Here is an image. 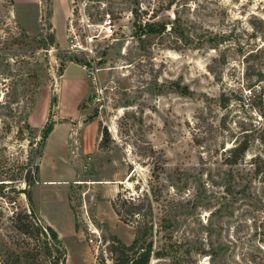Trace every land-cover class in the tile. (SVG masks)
<instances>
[{
	"label": "rangeland",
	"instance_id": "rangeland-1",
	"mask_svg": "<svg viewBox=\"0 0 264 264\" xmlns=\"http://www.w3.org/2000/svg\"><path fill=\"white\" fill-rule=\"evenodd\" d=\"M53 1L0 0V264H52L45 223L62 234L64 264H93L90 224L112 264L111 239L130 245L146 224L166 253L150 264H264V0H74L69 21ZM53 7L61 47L48 44ZM106 16L116 34L94 58L68 50L72 19L83 39ZM49 119L76 135L58 124L44 138ZM28 191L45 222L35 210L31 237L15 226L31 214ZM119 193L144 208L127 224Z\"/></svg>",
	"mask_w": 264,
	"mask_h": 264
},
{
	"label": "trees",
	"instance_id": "trees-1",
	"mask_svg": "<svg viewBox=\"0 0 264 264\" xmlns=\"http://www.w3.org/2000/svg\"><path fill=\"white\" fill-rule=\"evenodd\" d=\"M133 14L135 16L134 24H138L137 21L139 19V11L134 10ZM141 27V25L139 24ZM137 34V32H136ZM48 44L53 47L57 44L56 38L53 34L49 35V42ZM73 61V60H71ZM54 122L51 121V119L48 120V125L45 127L43 131V136L46 138L48 134L51 132L53 128ZM103 139V145L102 147L106 146L107 142L109 141L110 135L106 128L101 130ZM250 148L249 141L247 139L239 142L237 145L232 147L228 150L229 157L227 158V164L230 165H236L238 164L246 155ZM257 165L256 174H260L264 172V159L262 157H256L254 159ZM36 173L39 174V164L36 167ZM264 174V173H263ZM27 197L29 199L30 204L32 205V197L31 192H26ZM148 200V196L146 197ZM112 207L116 214L120 217V219L124 223H129V219L127 216L133 217V216H141L142 212L144 210L143 206L140 204H135L133 199H123L122 195L119 193L117 200H114L112 203ZM149 209L144 213L145 216L152 215V208L151 205L148 207ZM31 214L30 216L25 215H18L17 223L15 224L16 229L20 231V233H23L28 236H32L30 231V225L32 224L29 219L30 217L34 219L35 221L38 220L37 214L35 213V210L33 208V205L31 206ZM16 218V219H17ZM28 221V223H26ZM33 226V225H32ZM41 228V227H40ZM40 228L37 232L42 233L40 231ZM43 228L44 236L46 237V241H49L48 238H50V241L53 243L51 248H49V251H47L46 255L49 258H53L52 264H59L60 261L66 263L67 258V252L63 247L61 246V240L57 234V232L50 226H45ZM153 225L146 224L143 228L138 229L136 238L133 240V242L130 245L125 244L122 242L119 238L113 237L111 239V243L109 244V252L111 254V259H113V264H150L153 257L156 258H162L166 255V253L162 250H156L154 248V242L152 240V233H153ZM57 253L58 256L54 257L53 253ZM100 264H106L105 260H101Z\"/></svg>",
	"mask_w": 264,
	"mask_h": 264
},
{
	"label": "built area",
	"instance_id": "built-area-1",
	"mask_svg": "<svg viewBox=\"0 0 264 264\" xmlns=\"http://www.w3.org/2000/svg\"><path fill=\"white\" fill-rule=\"evenodd\" d=\"M82 10V9H81ZM82 17H84V14H82ZM82 21H86V27L90 28L91 25H89L88 20L82 19ZM68 50L70 52L74 53H83L86 55H91L92 58L95 57V44L96 41L102 39V38H112L116 34L115 29V23L114 20L110 16H106L102 19L101 23H99L96 27V33L90 34L86 32L83 39H81V35L79 34V30L77 26L74 24V20L72 19L70 21V26L68 29ZM83 68L87 71V77L91 84L95 86L96 88L100 85V68H98L95 64L91 63L86 64L83 66ZM89 232V238L87 239L89 241V244L92 246V250L95 253V261L93 264H100L101 259L99 258L100 252H103L104 254H107V249H102L104 246V239L101 235L100 231L97 228H93V225H89L88 227ZM109 244V243H108ZM109 245H107L108 248ZM100 259L99 261H97ZM106 264H112L108 260H105Z\"/></svg>",
	"mask_w": 264,
	"mask_h": 264
},
{
	"label": "crops",
	"instance_id": "crops-1",
	"mask_svg": "<svg viewBox=\"0 0 264 264\" xmlns=\"http://www.w3.org/2000/svg\"><path fill=\"white\" fill-rule=\"evenodd\" d=\"M66 1V7H68V9H67V20L69 21V18L71 17V15H72V5H73V2H74V0H65ZM13 2H14V0H13ZM48 2H49V4H50V2H52V5H54V1L53 0H48ZM69 5H70V8H69ZM52 7V6H51ZM54 7H55V5H54ZM54 7H53V9H51L52 11V13L50 12V14H52L51 16V20L53 21L52 22V29L54 30V33H55V36L58 34L57 33V25L55 24V19H54V16H55V10H54ZM49 10H50V7H49ZM54 19V20H53ZM56 42H57V44H56V46L58 45V46H62V44H61V42H60V37H59V34L57 35V37H56ZM66 70V69H65ZM64 70V71H65ZM54 122V128H56V127H59V125L58 124H60L59 123V121H57V120H54L53 121ZM61 126H69L70 128H71V130H70V134L68 135L70 138H71V134H72V136H75L76 135V131L74 132V130L73 129H75L74 128V126L75 125H72L71 123L69 124V123H65V125H63V124H60ZM72 140L73 139H71V140H69L68 142H72ZM67 142V141H66ZM99 142H100V138H99V140H98V144H99ZM74 144H75V142H74ZM41 157L42 156H40V159H41ZM40 161V160H39ZM85 168L87 169L88 168V165H86L85 164ZM39 171H40V166H39ZM39 175V174H38ZM37 181V180H36ZM56 180H51V179H49V180H45V181H43V183H48V184H50V183H52V182H55ZM123 180H116V181H110V180H108L107 182H116V183H120V182H122ZM67 182V181H66ZM86 182V180H82V179H80V178H76L75 179V181H74V185H77V186H80V185H83L84 183ZM89 185V184H88ZM90 185H92V184H90ZM91 187V186H90ZM93 198V197H92ZM33 202V201H32ZM69 202H70V205H71V201H70V198H69ZM34 208H35V206H34ZM34 210H36V208L34 209ZM36 213L38 214V216H39V218L42 220V218H41V212H38L37 210H36ZM43 221V220H42ZM44 222V221H43ZM45 223V222H44ZM46 225H48V226H50V227H52L56 232H57V234H58V236H59V238H60V240H61V242L63 243V241H62V234L59 232V231H57L52 225H50V224H47V223H45ZM77 229H80L79 227L77 228ZM64 245V244H63ZM66 260H67V258H66ZM93 261H92V263L95 261V257L93 256V259H92Z\"/></svg>",
	"mask_w": 264,
	"mask_h": 264
}]
</instances>
